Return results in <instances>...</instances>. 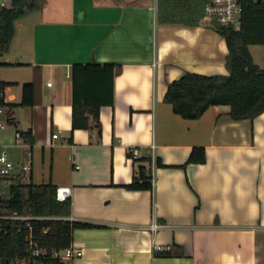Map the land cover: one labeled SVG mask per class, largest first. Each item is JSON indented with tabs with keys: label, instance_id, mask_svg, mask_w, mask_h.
Returning <instances> with one entry per match:
<instances>
[{
	"label": "crops",
	"instance_id": "crops-1",
	"mask_svg": "<svg viewBox=\"0 0 264 264\" xmlns=\"http://www.w3.org/2000/svg\"><path fill=\"white\" fill-rule=\"evenodd\" d=\"M209 18L160 23L157 0H40L15 20L0 54L3 99L14 105L0 107V154L30 163L25 182L69 187L64 218L100 226L72 231L82 253L70 264H264V112L236 121L219 105L187 120L163 101L185 72L226 69ZM88 63L121 67L100 136L71 130L72 65ZM27 83L32 106L21 105ZM193 148L203 163L186 164ZM139 165L151 188L129 190Z\"/></svg>",
	"mask_w": 264,
	"mask_h": 264
},
{
	"label": "trees",
	"instance_id": "trees-1",
	"mask_svg": "<svg viewBox=\"0 0 264 264\" xmlns=\"http://www.w3.org/2000/svg\"><path fill=\"white\" fill-rule=\"evenodd\" d=\"M40 0H11L8 7L0 6V54L8 50L14 33V22L27 11L37 8ZM241 18L238 28L222 26L215 18H209L211 26L224 38L227 54L225 68L227 74L203 75L185 72L178 79L167 83L163 101L170 104L174 114L183 119L200 118L211 106L226 105L231 119L252 121L264 112V69L256 64L250 54V45H264V0H239ZM207 0H157V19L160 23H182L195 26L206 18ZM121 67L113 63L73 64L71 130H94L101 135L100 108L111 106L114 102V78ZM0 81V107L6 104ZM33 85H23L21 105L32 106ZM8 120L12 119L8 116ZM33 142L30 132L23 133ZM150 162V159H144ZM203 148H193L187 163H203ZM7 189L0 194V208L30 212L35 215L67 217L70 214L69 199H56V186L52 183L34 184L23 179L14 181L12 177ZM151 176L144 165H139L131 183L125 185L129 190L151 188ZM2 180V178H0ZM8 194L7 198L4 195ZM33 238L38 246L44 248L48 257L43 264L64 263L49 256L72 243L74 229L98 228L100 226L67 219L42 220L34 222ZM46 233L43 229L47 228ZM0 239V264H13L17 258L27 255V243L23 234L5 223ZM159 256H168L160 252Z\"/></svg>",
	"mask_w": 264,
	"mask_h": 264
},
{
	"label": "built area",
	"instance_id": "built-area-1",
	"mask_svg": "<svg viewBox=\"0 0 264 264\" xmlns=\"http://www.w3.org/2000/svg\"><path fill=\"white\" fill-rule=\"evenodd\" d=\"M241 5L239 0H207L205 13L207 17L215 18L222 26H232L238 28L241 18ZM19 139L20 134L16 133ZM132 156L135 158L138 155L139 149H132ZM30 163L14 164L10 161L6 154H0V178L6 180V177H12L14 181L19 179L21 174H27L30 171ZM10 183V181H9ZM1 194V193H0ZM71 191L69 187H57L55 191L56 199L63 201L70 198ZM66 219L59 216L35 215L30 212L19 213L17 210H7L0 208V239L2 231L5 229V223H11V228L17 233L23 234L24 241L27 243V255L17 258L13 264H43V260L48 257L46 250L38 246L33 238L34 222L42 220H57ZM160 227L159 224L153 222L151 229L156 230ZM47 228L43 229L46 233ZM169 247L158 245L156 250H168ZM81 249L74 248L72 245L60 251H53L50 258L57 259L64 263L70 262L71 259L81 255Z\"/></svg>",
	"mask_w": 264,
	"mask_h": 264
},
{
	"label": "rangeland",
	"instance_id": "rangeland-1",
	"mask_svg": "<svg viewBox=\"0 0 264 264\" xmlns=\"http://www.w3.org/2000/svg\"><path fill=\"white\" fill-rule=\"evenodd\" d=\"M0 2H2L0 0ZM250 52L252 54V57L254 59V62L259 65L260 68L264 69V45H250L249 46ZM204 75H216V74H227L226 69H221L220 71H215L213 73H203ZM161 76V75H160ZM161 79V77H160ZM9 185V181L7 180H0V193L5 191L7 189V186Z\"/></svg>",
	"mask_w": 264,
	"mask_h": 264
},
{
	"label": "water",
	"instance_id": "water-1",
	"mask_svg": "<svg viewBox=\"0 0 264 264\" xmlns=\"http://www.w3.org/2000/svg\"><path fill=\"white\" fill-rule=\"evenodd\" d=\"M8 196H9L8 194L4 195L5 198H7Z\"/></svg>",
	"mask_w": 264,
	"mask_h": 264
}]
</instances>
